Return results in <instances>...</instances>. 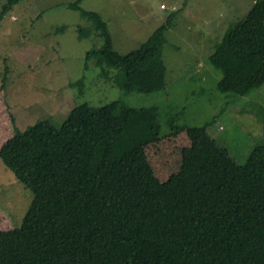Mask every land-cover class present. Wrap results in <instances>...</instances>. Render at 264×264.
<instances>
[{
	"label": "trees",
	"instance_id": "trees-1",
	"mask_svg": "<svg viewBox=\"0 0 264 264\" xmlns=\"http://www.w3.org/2000/svg\"><path fill=\"white\" fill-rule=\"evenodd\" d=\"M19 1L5 0L0 16ZM80 1L67 5L92 24L76 26L79 36L101 39L85 53L99 72L74 83L59 126L40 118L17 130L2 78L0 158L32 199L19 225L0 206V264H264V145L241 162L210 132L215 116L169 118L162 130L156 105L81 99L100 82L124 93L165 89L166 26L120 53L102 15ZM208 60L222 92L264 83V0L229 24Z\"/></svg>",
	"mask_w": 264,
	"mask_h": 264
},
{
	"label": "rangeland",
	"instance_id": "rangeland-1",
	"mask_svg": "<svg viewBox=\"0 0 264 264\" xmlns=\"http://www.w3.org/2000/svg\"><path fill=\"white\" fill-rule=\"evenodd\" d=\"M73 1L20 0L0 16V86L6 77V99L19 131L40 118L59 126L75 105L74 83L97 78L99 68L93 59H85V53L101 39L93 33L79 36L76 26L92 30V24L68 7ZM251 3L81 0V7L102 15L120 53L137 48L158 26H166V88L124 93L115 83L100 82L84 88L80 98L92 104L119 99L135 107L156 105L162 130L169 118L198 125L215 116L210 132L242 162L254 145H264V83L243 96L222 92L217 88L221 72L208 57L229 24L244 17ZM31 199L32 192L0 158V206L13 215L16 225Z\"/></svg>",
	"mask_w": 264,
	"mask_h": 264
},
{
	"label": "clouds",
	"instance_id": "clouds-1",
	"mask_svg": "<svg viewBox=\"0 0 264 264\" xmlns=\"http://www.w3.org/2000/svg\"><path fill=\"white\" fill-rule=\"evenodd\" d=\"M161 5H163V4H161ZM161 5H160V7H161ZM164 6V5H163ZM161 8H165V6L164 7H161Z\"/></svg>",
	"mask_w": 264,
	"mask_h": 264
},
{
	"label": "built area",
	"instance_id": "built-area-1",
	"mask_svg": "<svg viewBox=\"0 0 264 264\" xmlns=\"http://www.w3.org/2000/svg\"><path fill=\"white\" fill-rule=\"evenodd\" d=\"M161 7H164L163 5H161Z\"/></svg>",
	"mask_w": 264,
	"mask_h": 264
}]
</instances>
